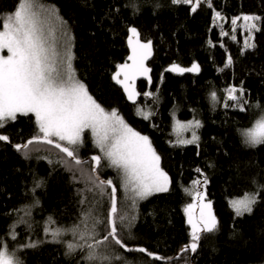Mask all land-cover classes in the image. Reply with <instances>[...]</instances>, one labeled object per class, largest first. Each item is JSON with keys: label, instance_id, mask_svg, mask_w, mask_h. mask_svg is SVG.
<instances>
[{"label": "trees", "instance_id": "1", "mask_svg": "<svg viewBox=\"0 0 264 264\" xmlns=\"http://www.w3.org/2000/svg\"><path fill=\"white\" fill-rule=\"evenodd\" d=\"M49 2L58 7L72 32L77 77L106 108L118 109L130 126L150 137L172 181L169 192L157 193L143 200L134 212L129 211L137 219L131 230L135 239L126 243L171 257L181 245L189 242L191 230L184 205L191 195L185 188L192 187V180L203 178L195 171L200 168L209 181L207 198L213 202L219 231L203 235L194 264H264V192L250 215L234 217L229 205L230 199L254 190L251 183L254 177L264 183V145L246 147L239 134L240 129L251 125L258 112L254 109L240 112L222 106L223 90L229 85L240 86L241 81L250 102L259 101L264 105V25L255 33L256 48L242 54L247 35L244 22L241 19L235 26L231 24L232 18L246 14L264 17V0H210L212 7L201 4L194 13L190 5H172L171 0ZM14 3L15 0H0V12L10 11ZM126 3H135L139 13L134 15L131 7H124ZM156 4L160 7L154 9ZM215 11L224 19L214 22ZM130 27H136L141 39L152 40L154 44V57L149 62L152 83L141 80L137 87L141 94L151 91L158 99L154 101L152 97L141 95L136 103L156 113L150 121L136 114V105L127 101L112 79L117 66L127 61ZM222 31L229 34L222 36ZM229 54L233 64L225 68ZM193 62L200 65L199 73L166 71L173 63L190 67ZM212 91L217 92L220 103L212 101ZM175 118L201 121L198 145H175ZM35 131L34 118L22 116L0 129V133L10 138V143L0 141V236L5 235L16 219L15 214H7L32 202L33 194L29 189L33 187L34 176L43 177L46 183L35 193L40 204L32 209L31 219L42 225L47 217L53 216L59 224L66 225L76 218V188L80 185L72 181L71 174L62 166L48 163V159L57 158L58 150L40 145L39 151L29 150L26 157L12 147L26 142ZM33 147L36 146L30 149ZM91 154L93 149L88 141L80 156ZM102 175L105 179L115 178L111 169H105ZM16 230L20 234L19 241L23 242L24 226L19 225ZM32 238H44L40 228H36ZM12 243L9 240L10 246ZM64 251L62 245L44 243L20 255L24 264H75L76 258H66ZM191 256L184 253L169 264H184L185 258L191 264ZM147 264L165 262L148 260Z\"/></svg>", "mask_w": 264, "mask_h": 264}, {"label": "snow or ice", "instance_id": "2", "mask_svg": "<svg viewBox=\"0 0 264 264\" xmlns=\"http://www.w3.org/2000/svg\"><path fill=\"white\" fill-rule=\"evenodd\" d=\"M171 4L190 5L193 13L201 4L212 7L210 0H171ZM124 7H131L134 15L140 11L135 3H126ZM159 7V4L154 5V9ZM216 19H224L219 11L214 12V22ZM241 19L247 32L241 48L244 54L256 48L255 33L262 30L264 17L246 14L232 18L231 24L235 26ZM128 31L131 55L127 59L131 64H119L112 79L122 86L127 100L135 106L141 95L152 97L154 101L158 99L153 92L141 94L135 87L137 76H146L149 84L152 82L149 76L151 69L145 61L152 56L153 43L151 40L141 41L136 27H130ZM232 31L235 32L236 28L233 27ZM228 34L221 32L222 36ZM232 39L235 40L236 36L233 35ZM75 59L68 22L49 0H15L10 11L0 12V129L17 121L18 116L34 118L35 134L13 147L27 157L29 150L39 151L40 145L52 146L58 150L57 158H43L48 159L51 165L62 166L71 174L72 181L80 185L76 188L75 220L65 225L49 216L41 225L31 216L32 209L40 204L35 193L46 181L43 177L34 176L33 187L29 189L33 194L32 202L7 214H15L16 219L8 226L5 235L0 236V264H24L20 253L44 243L62 245L65 248L63 255L76 258L75 264H147L148 260L169 264L184 253H197L203 235L219 231L213 202L207 199L209 181L200 168L195 171L203 178L192 180V187L185 188V192L195 200L184 208L191 229L189 242L171 257L126 243V240L135 239L131 230L137 219L129 209L135 211L139 201L169 192L172 181L161 167V156L150 137L130 126L118 109H106L90 94L86 84L76 75ZM232 64L233 58L229 54L225 68H231ZM166 71L199 73L200 65L193 62L190 67H181L173 63ZM223 92L222 106L225 109L235 108L240 112L254 109L258 112L249 127L239 130L242 143L249 148L264 145V105L259 101L250 102L243 81L240 86L229 85ZM210 96L213 102L220 103L216 91H212ZM136 114L148 121L156 115L143 107H136ZM201 127V121L196 119L176 120L174 131L178 138L175 145H198L200 137L196 129ZM189 129H192L191 139L179 138L180 133ZM0 141L10 143V138L0 133ZM88 141L93 154L83 158L80 151ZM30 146L36 147L30 149ZM105 169L113 170L115 178L105 179L102 175ZM251 183L253 191L229 200L234 217L252 214L261 202L264 183L255 177ZM197 208L198 214L195 212ZM19 225H23L25 230L23 242L18 239L20 234L16 229ZM36 228H40L44 238H32ZM9 240L13 242L11 246ZM129 253L143 255L129 256ZM184 264H190V261L185 258Z\"/></svg>", "mask_w": 264, "mask_h": 264}, {"label": "rangeland", "instance_id": "3", "mask_svg": "<svg viewBox=\"0 0 264 264\" xmlns=\"http://www.w3.org/2000/svg\"><path fill=\"white\" fill-rule=\"evenodd\" d=\"M70 33H71V37H72V51L74 52V44H73V35H72V32L70 31ZM4 54H6V50H5V53ZM73 65H74V62H73ZM89 90V89H88ZM90 92V91H89ZM90 94L102 105V106H104L91 92H90ZM105 107V106H104ZM136 107H143L142 105H140V104H137L136 105ZM135 107V108H136ZM106 108V107H105ZM144 108V107H143ZM106 109H108V108H106ZM109 109H112V108H109ZM144 110L145 111H149L148 109H146V108H144ZM176 120H180L181 122H186V121H189V120H193V119H189V120H181V119H177V118H175L174 119V123H173V134H175V136L178 138V135H177V133L174 131V124H175V121ZM196 120H198V119H196ZM200 121V120H199ZM127 122V121H126ZM196 132H197V135L199 136V129H196ZM142 134H144V133H142ZM144 135H147V134H144ZM191 135H192V129H189V130H187V131H184V132H182V133H180L179 134V138H184V139H191ZM148 136V135H147ZM158 153V152H157ZM161 167H162V165H161ZM163 168V167H162ZM164 169V168H163ZM165 170V169H164ZM166 171V170H165ZM167 172V171H166ZM168 173V172H167ZM168 175H169V173H168ZM169 177H170V175H169ZM121 195H122V193H121ZM242 197V196H241ZM235 198H240V197H235ZM207 199H209V200H211L210 198H207ZM212 201V200H211ZM142 201H139V205H140V203H141ZM189 203H195V200L193 199V197L191 196V199L190 200H188V202L184 205V208H185V206L187 205V204H189ZM139 207V206H138ZM137 210V209H136ZM129 211H133V210H131V209H129ZM213 211H214V208H213ZM134 212V211H133ZM195 212L198 214V208L197 209H195ZM185 213V212H184ZM185 216H186V214H185ZM186 220H187V216H186ZM191 230V229H190Z\"/></svg>", "mask_w": 264, "mask_h": 264}, {"label": "water", "instance_id": "4", "mask_svg": "<svg viewBox=\"0 0 264 264\" xmlns=\"http://www.w3.org/2000/svg\"><path fill=\"white\" fill-rule=\"evenodd\" d=\"M141 39V38H140ZM128 41V40H127ZM141 41H147V40H143V39H141ZM152 41V40H151ZM152 43H153V41H152ZM127 45H128V42H127ZM128 49H129V54H128V56L129 55H131V48L129 47V45H128ZM154 53H155V50H154V44H153V52H152V56L147 60V61H145V64H146V66L148 67V68H150L151 69V72L149 73V76L151 77V81H152V68H151V66L149 65V62L153 59V57H154ZM125 63H128V64H131V61L130 60H128L127 59V61L125 62ZM118 70V69H117ZM116 70V71H117ZM121 79H123V76H121ZM141 80H144V81H146V82H148V77H146V76H137V78H136V80H135V87H136V90L139 92V90H138V87H137V85H138V82L139 81H141ZM149 83V82H148ZM152 83V82H151ZM118 85V84H117ZM121 89H122V92H123V94L125 95V97H126V99H127V95H126V93H124V91H123V88H122V86H120V85H118ZM138 99H139V97L137 98V101H136V103L138 102ZM128 101V100H127ZM129 103H131V104H133V102L132 101H128ZM6 143H8V142H6ZM23 144V143H22ZM12 147H13V145H12ZM14 148V147H13ZM90 156V155H89ZM89 156H87V157H89ZM87 157H84V158H87ZM185 244H187V243H185ZM185 244H183V245H185ZM182 245V246H183ZM181 246V247H182ZM180 247V248H181ZM179 251V250H178ZM178 253V252H177ZM176 253V254H177ZM175 254V255H176ZM192 254V256H191V260H192V262H191V264H194V257H195V254L196 253H191ZM175 255H173V256H175ZM178 259V258H177ZM164 262V261H163Z\"/></svg>", "mask_w": 264, "mask_h": 264}, {"label": "bare ground", "instance_id": "5", "mask_svg": "<svg viewBox=\"0 0 264 264\" xmlns=\"http://www.w3.org/2000/svg\"><path fill=\"white\" fill-rule=\"evenodd\" d=\"M185 244V243H184ZM182 246V245H181Z\"/></svg>", "mask_w": 264, "mask_h": 264}]
</instances>
